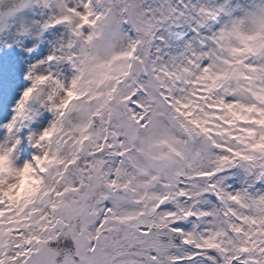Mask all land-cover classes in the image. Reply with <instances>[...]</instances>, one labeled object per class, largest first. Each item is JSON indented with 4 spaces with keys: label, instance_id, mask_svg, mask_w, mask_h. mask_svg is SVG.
<instances>
[{
    "label": "snow or ice",
    "instance_id": "snow-or-ice-1",
    "mask_svg": "<svg viewBox=\"0 0 264 264\" xmlns=\"http://www.w3.org/2000/svg\"><path fill=\"white\" fill-rule=\"evenodd\" d=\"M0 264H264V0H0Z\"/></svg>",
    "mask_w": 264,
    "mask_h": 264
}]
</instances>
